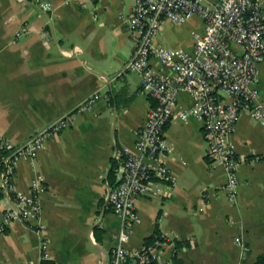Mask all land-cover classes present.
<instances>
[{
    "label": "crops",
    "instance_id": "crops-1",
    "mask_svg": "<svg viewBox=\"0 0 264 264\" xmlns=\"http://www.w3.org/2000/svg\"><path fill=\"white\" fill-rule=\"evenodd\" d=\"M131 3L0 0V137L19 144L65 120L32 155L14 161L17 189L31 197L29 181L37 174L43 188L34 196L37 211L8 221L0 232V264H107L119 224L104 200L111 167L135 150L134 131L155 104L136 71L117 73L132 48L124 26ZM193 17L183 24L163 20L153 43L190 50L191 33L201 29V21L183 33L176 30ZM149 64L171 73L153 55ZM259 93L264 95L261 79ZM190 101L185 90L177 91L176 107ZM163 135L171 149L157 159L171 181L152 173L149 190L134 200L126 245L137 247L156 226L165 236L157 248L161 263L253 264L264 253V160L252 157L264 154V126L239 111L230 139L243 160L235 168L232 200L223 188L224 167L205 156L196 117L170 119ZM8 204L0 195V212Z\"/></svg>",
    "mask_w": 264,
    "mask_h": 264
},
{
    "label": "built area",
    "instance_id": "built-area-1",
    "mask_svg": "<svg viewBox=\"0 0 264 264\" xmlns=\"http://www.w3.org/2000/svg\"><path fill=\"white\" fill-rule=\"evenodd\" d=\"M131 2L124 26L132 38V48L117 73L136 71L141 88L154 98L155 104L148 107L143 124L134 131L135 150L125 152L111 167L112 179L106 184L104 200L119 224L112 234L107 264H150L152 258L158 261L157 248L161 241L141 242L135 248H129L126 241L135 218L134 200L149 190L152 173L171 181L157 159V155L171 149L163 135L167 121L189 115L200 121L205 156L224 167L227 178L223 188L230 200L236 191L235 168L243 160L237 156L230 139L239 111L247 110L264 126V95L259 93L260 63L264 61V0ZM39 5L49 6L47 2ZM192 16H197L202 26L191 33L190 50L153 43L152 38L163 20L183 24ZM151 55L170 69V75L149 64ZM178 90L189 94L188 106L176 107ZM87 102L88 99L79 107ZM63 125L65 120L57 119L19 144L0 137V195L9 201L0 212V232L8 221L25 219L37 211L34 196L43 188L42 177L37 174L29 181L31 197L17 189L12 182L14 161L19 156L32 155L44 138ZM252 157L264 160L261 153H253ZM234 238L246 249L238 236ZM43 248L41 242V256L46 255Z\"/></svg>",
    "mask_w": 264,
    "mask_h": 264
},
{
    "label": "trees",
    "instance_id": "trees-1",
    "mask_svg": "<svg viewBox=\"0 0 264 264\" xmlns=\"http://www.w3.org/2000/svg\"><path fill=\"white\" fill-rule=\"evenodd\" d=\"M167 182H169V180H167ZM164 237L165 236L163 234H161V232L155 226L153 231L149 235H147L146 237L143 238L142 242L145 244H150V243H153L156 239L159 241H162L164 239ZM171 240H173L174 244H176L175 239H171ZM174 257L175 256L173 255L171 258L172 261H173ZM150 264H164V263L158 262L156 258H154V259L152 258L150 261ZM253 264H264V253H259L255 257Z\"/></svg>",
    "mask_w": 264,
    "mask_h": 264
},
{
    "label": "rangeland",
    "instance_id": "rangeland-1",
    "mask_svg": "<svg viewBox=\"0 0 264 264\" xmlns=\"http://www.w3.org/2000/svg\"><path fill=\"white\" fill-rule=\"evenodd\" d=\"M189 23L186 24L185 27L183 28H177L176 30V34H179V33H183L186 29H188L189 27H195V26H198L200 21H199V18L197 17H193L190 21H188ZM259 78L261 80H264V62L261 63V66H260V72H259Z\"/></svg>",
    "mask_w": 264,
    "mask_h": 264
}]
</instances>
